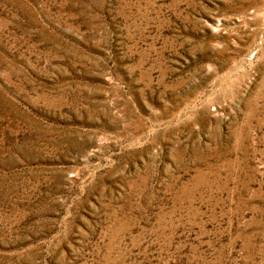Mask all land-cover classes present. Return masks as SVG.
I'll list each match as a JSON object with an SVG mask.
<instances>
[{"label": "rangeland", "instance_id": "obj_1", "mask_svg": "<svg viewBox=\"0 0 264 264\" xmlns=\"http://www.w3.org/2000/svg\"><path fill=\"white\" fill-rule=\"evenodd\" d=\"M0 264H264V0H0Z\"/></svg>", "mask_w": 264, "mask_h": 264}]
</instances>
